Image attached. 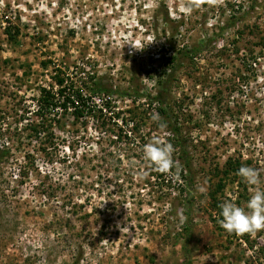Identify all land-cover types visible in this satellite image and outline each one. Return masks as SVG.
<instances>
[{
	"label": "rangeland",
	"instance_id": "374dc122",
	"mask_svg": "<svg viewBox=\"0 0 264 264\" xmlns=\"http://www.w3.org/2000/svg\"><path fill=\"white\" fill-rule=\"evenodd\" d=\"M184 3L0 0V264H264V230L227 232L208 200L227 161L264 181V0ZM205 41L174 71L164 112L145 106L172 51ZM56 70L76 88L93 75L96 108L106 95L92 83L110 87V119L56 112L33 140L34 97ZM156 138L178 170L145 158ZM251 195L238 174L216 193L241 207Z\"/></svg>",
	"mask_w": 264,
	"mask_h": 264
},
{
	"label": "trees",
	"instance_id": "16d2710c",
	"mask_svg": "<svg viewBox=\"0 0 264 264\" xmlns=\"http://www.w3.org/2000/svg\"><path fill=\"white\" fill-rule=\"evenodd\" d=\"M5 35L7 39L12 38V34L9 29H5ZM206 45L205 42L196 43L191 46H180L179 49H175L172 51V55L167 57V69L161 70V79L157 82V89L154 92V94L145 93L144 97H146V103L145 106H148L151 108V105L155 106L154 110L162 114L164 110L160 107L161 105L165 104V99H167V89L170 83V79L174 73V71L177 70L179 67V64H181L182 59H189L193 60L194 56L202 50ZM93 75L87 74L86 82L92 81ZM52 84L47 87H38L36 97H34V109L31 110L33 115H37L40 118V122L33 123V121H27L26 125L28 124L30 130H32L31 139L36 140L39 138V128L41 130L43 128H46V124H49L46 121L48 120H54L55 121V113L60 112V114H64L66 112L69 113L72 121H77L79 118H83L84 116L91 115L94 116L95 120L100 122H104V118L106 116H109L107 114L109 107V97L108 93L111 92L109 89L110 87L104 86L103 84L97 85L96 83H92L94 87L93 91L97 89L98 98L102 97L103 95H106L103 99L100 100L101 105L99 108H96L94 102L92 99H94L91 95L85 94V91L83 87L85 85H82L83 87L76 88L71 81H65L63 74L56 70L53 75H51ZM93 82V81H92ZM88 85V86H89ZM89 88V87H87ZM128 89V88H127ZM134 92L137 93V89H134ZM167 92V93H166ZM123 94H127V91L123 92ZM131 115H129L130 118H133V113L131 110H128ZM45 115L48 116V118H45ZM167 122L169 119V115H166ZM164 116V118H166ZM48 119V120H47ZM110 117H106V120H109ZM134 119V118H133ZM104 123H102L103 125ZM116 127V124H113ZM130 127L135 128L136 125L133 124V121L130 123ZM169 131L171 134H176V129L174 126H169ZM113 133H110L114 137V139L118 140L120 139V134L122 132V127L117 126L115 128V131H112ZM125 136V135H124ZM142 139V138H140ZM176 142H179L178 139L174 140ZM1 152V151H0ZM183 167L188 170L190 168V162L188 158L186 157L182 161ZM226 167L221 170V177L217 179V181L214 183L213 187L208 192V200L210 201L211 210H213L214 214L221 219L220 212L221 209L219 205L222 203L220 199L216 196V193L220 190L222 187V179L227 176L237 175L239 167H233L232 165H237V162H230L227 161ZM184 170V169H183ZM182 171V169H181ZM232 174V175H230ZM237 180H239V177H236Z\"/></svg>",
	"mask_w": 264,
	"mask_h": 264
},
{
	"label": "clouds",
	"instance_id": "9594fccd",
	"mask_svg": "<svg viewBox=\"0 0 264 264\" xmlns=\"http://www.w3.org/2000/svg\"><path fill=\"white\" fill-rule=\"evenodd\" d=\"M219 3L220 0H186L183 6L184 10L190 13L195 8L205 4L216 6ZM133 47L140 50L136 46ZM153 119L158 122L159 127L165 128L167 126L158 115L154 116ZM174 151L172 143L159 138L153 139L143 148L145 158L155 166L157 171L164 174L177 168V162L173 159ZM237 174L246 184L252 186V195L246 207L238 206L233 200L222 202L219 205L220 217H222L219 223L229 233L255 235L264 230V187H261L264 181L261 180V171L251 166H241Z\"/></svg>",
	"mask_w": 264,
	"mask_h": 264
}]
</instances>
